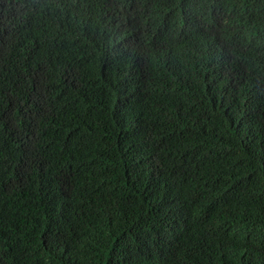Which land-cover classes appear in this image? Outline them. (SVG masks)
<instances>
[{"label": "trees", "instance_id": "trees-1", "mask_svg": "<svg viewBox=\"0 0 264 264\" xmlns=\"http://www.w3.org/2000/svg\"><path fill=\"white\" fill-rule=\"evenodd\" d=\"M0 264H264V0H0Z\"/></svg>", "mask_w": 264, "mask_h": 264}]
</instances>
